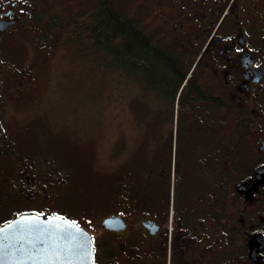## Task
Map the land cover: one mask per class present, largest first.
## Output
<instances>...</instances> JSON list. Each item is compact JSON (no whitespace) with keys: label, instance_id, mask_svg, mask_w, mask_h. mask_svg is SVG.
Masks as SVG:
<instances>
[{"label":"flooded vegetation","instance_id":"af4514ba","mask_svg":"<svg viewBox=\"0 0 264 264\" xmlns=\"http://www.w3.org/2000/svg\"><path fill=\"white\" fill-rule=\"evenodd\" d=\"M61 1L0 0V227L62 217L91 233L94 264H264V0L145 4L146 45L169 65H154L157 86L131 80L142 142L116 143L113 207L86 223L74 173L16 121L44 67L22 37L41 55L65 49L69 27L39 17ZM19 236L17 264H49Z\"/></svg>","mask_w":264,"mask_h":264},{"label":"rangeland","instance_id":"374dc122","mask_svg":"<svg viewBox=\"0 0 264 264\" xmlns=\"http://www.w3.org/2000/svg\"><path fill=\"white\" fill-rule=\"evenodd\" d=\"M96 2L62 0L53 8L44 7L45 15L39 17L46 22L52 13L62 15L61 25L68 28L72 13H82L72 19L74 23L84 18ZM147 2L150 0H114L116 7L139 19L144 28L149 27L145 22ZM34 26L32 24L29 30V33L34 32L32 37L28 35L30 39L39 32ZM22 42L29 46L30 56L36 55L44 67L37 90L22 103L16 121L22 125L30 123L36 130L37 147L54 153L61 158L62 163L58 161L62 167L74 173L76 181L72 191L78 200L82 197V222L86 223L92 212L102 215L111 209L113 193L105 190L104 183L109 178L111 157L118 150L116 143L124 137L122 142L130 141L131 151L136 144L141 145L140 127H144V121L149 118L148 114L140 112L145 108L143 99L140 97L135 107L134 97L132 99L135 88L130 91L128 73L105 64V57H99L103 61L97 59L82 46V41L66 43L67 48L50 55H41L26 36L22 37ZM41 127L45 132L39 130ZM120 132L125 134L121 138ZM72 206L78 207L73 203Z\"/></svg>","mask_w":264,"mask_h":264},{"label":"trees","instance_id":"16d2710c","mask_svg":"<svg viewBox=\"0 0 264 264\" xmlns=\"http://www.w3.org/2000/svg\"><path fill=\"white\" fill-rule=\"evenodd\" d=\"M43 15H45L44 9L40 16ZM80 15L82 13L76 15V11L68 15L71 22L68 26L70 32L66 43L82 41V46L92 51L97 59L105 57L104 61L100 60L110 67H119L128 73L130 80L140 83L149 81L151 85H158V76L152 74L154 65L168 68L169 61L146 45L148 36L139 19L129 16L116 7L114 0H97L95 7L89 10L84 18L72 23V19ZM61 16L52 13L45 22L46 26L53 24L56 26L55 29L62 26ZM48 31H51L50 28ZM156 72L159 74L161 71Z\"/></svg>","mask_w":264,"mask_h":264},{"label":"water","instance_id":"95a60500","mask_svg":"<svg viewBox=\"0 0 264 264\" xmlns=\"http://www.w3.org/2000/svg\"><path fill=\"white\" fill-rule=\"evenodd\" d=\"M110 220L104 225L109 226ZM31 233L40 246L39 255L49 264H94L93 239L89 231L62 217L21 216L0 227V264H17L20 233Z\"/></svg>","mask_w":264,"mask_h":264}]
</instances>
